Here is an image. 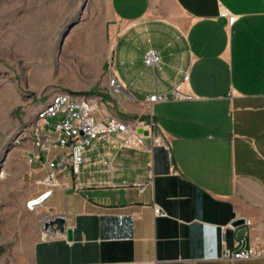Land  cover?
Returning a JSON list of instances; mask_svg holds the SVG:
<instances>
[{"label":"crops","instance_id":"crops-1","mask_svg":"<svg viewBox=\"0 0 264 264\" xmlns=\"http://www.w3.org/2000/svg\"><path fill=\"white\" fill-rule=\"evenodd\" d=\"M171 1L97 5L78 55L93 81L75 84L99 93L112 67L137 100L117 115L142 118L147 97L180 85L190 98L152 105L170 149L101 133L86 154L80 190L72 182L54 187L31 210L40 232L30 264H264L224 256L239 240L264 241V0ZM47 173L30 164L31 199L49 189L36 183ZM152 174L143 192L126 185ZM56 215L66 217L72 241L45 228ZM238 218L247 222L235 225Z\"/></svg>","mask_w":264,"mask_h":264},{"label":"rangeland","instance_id":"rangeland-1","mask_svg":"<svg viewBox=\"0 0 264 264\" xmlns=\"http://www.w3.org/2000/svg\"><path fill=\"white\" fill-rule=\"evenodd\" d=\"M103 1L0 0V264H30L40 232L39 216L26 207L30 164L14 138L51 94L93 81L78 55L87 47L82 26Z\"/></svg>","mask_w":264,"mask_h":264},{"label":"built area","instance_id":"built-area-1","mask_svg":"<svg viewBox=\"0 0 264 264\" xmlns=\"http://www.w3.org/2000/svg\"><path fill=\"white\" fill-rule=\"evenodd\" d=\"M225 16L233 15L229 12ZM156 54H151L149 63L157 62ZM108 77V86L103 93L58 91L38 106L26 124L14 138V145L24 150L30 164H42L48 170L47 177L36 183L49 188L35 199H29L27 208L35 210L51 195L54 187H65L72 182L76 191L80 190L79 179L87 165L86 154L101 133L119 132L131 139L152 140V147L158 143L170 149L168 135L162 132L158 120L152 115V105L157 101L188 99L191 96L182 91L180 85L173 86L166 93L150 95L145 101V110L149 117H121L119 106L136 102L130 89L113 73ZM61 116L58 122L51 117ZM111 122V123H109ZM20 137V141H19ZM154 174L149 180L140 183H127L128 187L143 192L153 183ZM158 215L165 214L160 207L155 208ZM236 251H226L224 256L231 260H250L264 258V241L246 245L239 240Z\"/></svg>","mask_w":264,"mask_h":264},{"label":"water","instance_id":"water-1","mask_svg":"<svg viewBox=\"0 0 264 264\" xmlns=\"http://www.w3.org/2000/svg\"><path fill=\"white\" fill-rule=\"evenodd\" d=\"M73 24L69 27L68 30H70L72 28ZM68 34V32L64 35L66 36ZM66 217L64 215H56L53 218H48L45 220L44 222V226L47 229L52 228L55 232H60V233H66L67 234V239L68 240H73V229L72 228H67L66 227ZM247 222V220L241 218V219H237V221L235 222V225H242L245 224Z\"/></svg>","mask_w":264,"mask_h":264}]
</instances>
